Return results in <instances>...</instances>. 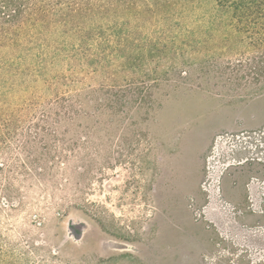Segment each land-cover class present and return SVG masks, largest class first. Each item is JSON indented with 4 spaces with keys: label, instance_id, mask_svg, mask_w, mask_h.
I'll return each mask as SVG.
<instances>
[{
    "label": "rangeland",
    "instance_id": "rangeland-1",
    "mask_svg": "<svg viewBox=\"0 0 264 264\" xmlns=\"http://www.w3.org/2000/svg\"><path fill=\"white\" fill-rule=\"evenodd\" d=\"M206 2L189 5L186 16L166 1L161 10L141 5L125 20H106L108 28L88 41L89 65L78 62L82 55L68 57L67 35H40L34 51L44 60L29 59L14 98L36 92L46 99L50 88L42 82L62 71L109 86L117 104L68 121L51 118L46 130L30 131L28 156L10 157L53 167L38 177L34 169L32 177L12 170L7 189L0 181V264H203L213 231L192 219L186 199L200 194L204 155L221 130H264V66L234 67L256 50L245 35L216 30L225 18ZM34 79L38 88L25 82ZM119 88L127 94L121 104ZM252 178L259 184L249 192ZM262 181V160L234 168L223 181L240 210L237 221L255 229L240 264H264Z\"/></svg>",
    "mask_w": 264,
    "mask_h": 264
},
{
    "label": "trees",
    "instance_id": "trees-1",
    "mask_svg": "<svg viewBox=\"0 0 264 264\" xmlns=\"http://www.w3.org/2000/svg\"><path fill=\"white\" fill-rule=\"evenodd\" d=\"M166 1L178 5L177 9L184 11L186 16L191 10L189 5L203 0H0V87H8L11 92V98L8 99L4 96L5 91H0V181H3L4 186L7 185L5 189L10 185L12 170L23 172L30 177L32 174L38 177L41 173H50L52 170L53 166L47 163L37 167L32 165V161H9L13 156L19 158L22 154L25 157L29 155V145L35 140L30 131L38 128L46 130V124L51 118L65 117L68 121L86 114L84 110L87 108L105 110L117 104L111 99L113 93L109 86L84 84L77 74H66L62 71L42 82L50 88V95L46 99L36 95V92L32 93L33 98L26 95L21 99L19 96L14 98V88L17 83L21 84L18 81L19 73L22 69H29V59L40 56L39 60H44L41 49L35 53L34 46H37L45 29L50 30L51 34L58 31L67 35L70 39L67 41L68 47L72 48L68 57L77 59L82 55L78 62L89 65L94 43L88 41L94 38L96 31L108 28L105 26L106 20L116 17L125 20L134 11L137 14L142 11L141 5L146 11L152 12L151 6L161 10ZM208 1L211 4L207 10L225 18L224 24L219 22L216 30L225 28L237 34L241 33L250 40L256 50L251 57L236 59L234 67L243 72L246 69L249 71L252 65L254 69H261L264 66V0ZM199 28L195 31L201 30ZM85 40L88 43H85ZM78 51L82 52L77 55ZM25 82L38 88V81L35 79ZM54 85L59 88L55 90L52 87ZM116 94V99L120 100L121 104L127 94L122 88L116 89ZM35 115L39 116L40 120L29 121L31 116ZM49 125L51 126V123ZM36 135L38 131H34V136ZM15 149L19 151L15 153ZM50 152H55V147H52ZM11 178L14 179L13 174ZM2 190L4 191V188Z\"/></svg>",
    "mask_w": 264,
    "mask_h": 264
},
{
    "label": "built area",
    "instance_id": "built-area-1",
    "mask_svg": "<svg viewBox=\"0 0 264 264\" xmlns=\"http://www.w3.org/2000/svg\"><path fill=\"white\" fill-rule=\"evenodd\" d=\"M263 132L257 128L221 130L214 135L204 155L200 194H191L186 199V208L192 219L213 231L214 245L202 254L203 264L223 261L238 264L246 251V237L255 229L237 221L240 210L226 197L223 181L236 167L256 160L264 163ZM255 184L258 185L259 180L252 178L247 184L249 192Z\"/></svg>",
    "mask_w": 264,
    "mask_h": 264
},
{
    "label": "water",
    "instance_id": "water-1",
    "mask_svg": "<svg viewBox=\"0 0 264 264\" xmlns=\"http://www.w3.org/2000/svg\"><path fill=\"white\" fill-rule=\"evenodd\" d=\"M71 229L75 238L81 237V231H77L74 226H71Z\"/></svg>",
    "mask_w": 264,
    "mask_h": 264
},
{
    "label": "flooded vegetation",
    "instance_id": "flooded-vegetation-1",
    "mask_svg": "<svg viewBox=\"0 0 264 264\" xmlns=\"http://www.w3.org/2000/svg\"><path fill=\"white\" fill-rule=\"evenodd\" d=\"M242 257H243V255L240 257V259H239V261H238V264H240V261L242 260ZM224 262V261H223Z\"/></svg>",
    "mask_w": 264,
    "mask_h": 264
}]
</instances>
